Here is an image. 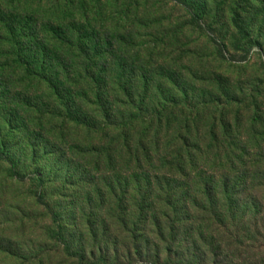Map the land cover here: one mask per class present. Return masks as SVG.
Instances as JSON below:
<instances>
[{
    "label": "trees",
    "instance_id": "1",
    "mask_svg": "<svg viewBox=\"0 0 264 264\" xmlns=\"http://www.w3.org/2000/svg\"><path fill=\"white\" fill-rule=\"evenodd\" d=\"M58 1L44 17L0 9V153L38 181L48 219L44 253L0 235V264H205L223 249L213 227L249 207L235 161L253 143L261 169L264 144L249 134L264 114L218 119L136 43L125 1Z\"/></svg>",
    "mask_w": 264,
    "mask_h": 264
},
{
    "label": "rangeland",
    "instance_id": "2",
    "mask_svg": "<svg viewBox=\"0 0 264 264\" xmlns=\"http://www.w3.org/2000/svg\"><path fill=\"white\" fill-rule=\"evenodd\" d=\"M117 1H125L124 8H130L134 17L138 14L141 25L131 16L127 24L138 27L134 31L140 42L136 43L148 46L157 64L172 67L180 78L194 84L192 95L200 101L211 100L210 110L218 119L226 111L230 119L237 116L246 124L257 111L264 114V0ZM56 2L60 3L0 0V9L13 8L44 17L62 9ZM66 7L74 13L71 4ZM113 7L105 6L107 16L114 14ZM201 111V117L209 112ZM175 113L171 123L176 122L178 111ZM0 126L4 127L1 120ZM257 130L249 135L255 138L254 143L264 144V127ZM238 134L243 144L248 143L245 130ZM22 135L20 132L18 138ZM246 146L247 154L240 157L241 162L234 161L242 185L239 198L249 201V207L235 211L234 224L226 230L213 227L217 237L214 247L222 244L223 249H215L212 257L205 258V264H264V177L255 174L259 159L253 143ZM261 163L259 171L264 173V162ZM10 169L0 153V235L17 237L34 256L41 255L47 247L41 248L48 219L39 208L40 185L30 173L16 176ZM50 248L54 250V245L50 244ZM62 261V256L56 259L57 264ZM123 264L142 263L132 260ZM145 264L156 263L149 260ZM158 264L166 263L161 259Z\"/></svg>",
    "mask_w": 264,
    "mask_h": 264
}]
</instances>
